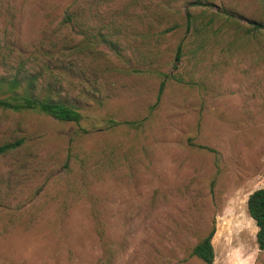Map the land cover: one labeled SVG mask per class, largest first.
Wrapping results in <instances>:
<instances>
[{
    "label": "rangeland",
    "instance_id": "rangeland-1",
    "mask_svg": "<svg viewBox=\"0 0 264 264\" xmlns=\"http://www.w3.org/2000/svg\"><path fill=\"white\" fill-rule=\"evenodd\" d=\"M192 1L0 0V74L81 114L0 108V144L22 139L0 155V264H204L190 252L212 227V264H264L246 210L264 186V0ZM201 9L235 20L184 69Z\"/></svg>",
    "mask_w": 264,
    "mask_h": 264
},
{
    "label": "trees",
    "instance_id": "trees-1",
    "mask_svg": "<svg viewBox=\"0 0 264 264\" xmlns=\"http://www.w3.org/2000/svg\"><path fill=\"white\" fill-rule=\"evenodd\" d=\"M190 4L201 7L205 3L200 0L192 1ZM264 6V1H263ZM220 19L234 21V16L226 12H217L214 16H206L203 10L197 12L186 11L185 13V32H189V35L183 38L175 48L174 60L179 65L183 64L184 69L188 67L189 62L198 63L201 59V52L206 46L205 42L208 38L216 35L217 31H214V24ZM64 21H71V15L66 14ZM251 30H260L262 24L254 21H249ZM173 26L166 27L163 32H170L173 30ZM192 42L193 47L186 53V49L189 43ZM1 47V42H0ZM118 47L116 42L111 43V48ZM185 62V63H184ZM188 62V63H186ZM176 67V65H174ZM165 75V74H164ZM173 79L178 82L186 83V72L171 75ZM25 86L30 89V92L34 90L33 82L35 80L32 75L26 76L24 79ZM19 77L14 74L11 76L0 74V90L5 94L0 98V108L17 110L20 108H34L39 112L45 113L59 121L79 122L81 114L77 110L76 106L69 104L59 98L51 95L38 96L36 94L29 93L25 88L21 87ZM164 84L161 81L160 88ZM22 139H14L11 141L3 142L0 144V155L10 152L20 146ZM207 148V147H202ZM246 210L249 217L254 221L256 225L255 242L259 250H264V186L253 190L246 199ZM215 228L212 227L208 233L202 237L191 249L190 255L195 256L201 260L204 264H212L214 260V248L212 245V237L214 235Z\"/></svg>",
    "mask_w": 264,
    "mask_h": 264
},
{
    "label": "crops",
    "instance_id": "crops-1",
    "mask_svg": "<svg viewBox=\"0 0 264 264\" xmlns=\"http://www.w3.org/2000/svg\"><path fill=\"white\" fill-rule=\"evenodd\" d=\"M213 238V237H212ZM212 241V240H211ZM213 245V244H212Z\"/></svg>",
    "mask_w": 264,
    "mask_h": 264
}]
</instances>
